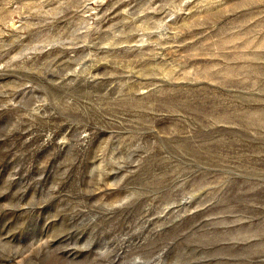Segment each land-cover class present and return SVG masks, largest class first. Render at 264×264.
<instances>
[{"label": "rangeland", "instance_id": "obj_1", "mask_svg": "<svg viewBox=\"0 0 264 264\" xmlns=\"http://www.w3.org/2000/svg\"><path fill=\"white\" fill-rule=\"evenodd\" d=\"M0 264H264V0H0Z\"/></svg>", "mask_w": 264, "mask_h": 264}]
</instances>
